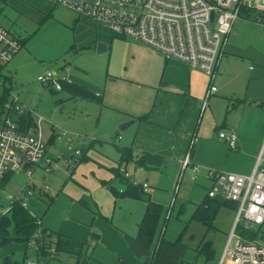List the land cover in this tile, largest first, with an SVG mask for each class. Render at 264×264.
I'll return each instance as SVG.
<instances>
[{
    "label": "crops",
    "instance_id": "crops-1",
    "mask_svg": "<svg viewBox=\"0 0 264 264\" xmlns=\"http://www.w3.org/2000/svg\"><path fill=\"white\" fill-rule=\"evenodd\" d=\"M45 1L51 4L47 8L52 11V7L56 5L48 0ZM253 5V0H245L244 7L251 11L261 9ZM239 19L247 21L245 16ZM239 19L234 22V25ZM75 23L78 32L75 34L71 48H80L95 62L98 61L95 70H98L96 72L98 85L97 87L89 85L87 81L91 76L90 72L85 68L77 67V70L74 71L75 76L67 74V76L59 78L57 75L62 85V89L59 91H66L63 93L65 94L64 99L74 98L77 100L79 97L86 98V94L94 89L97 90L92 94L94 103L83 101L85 102V112L97 113L96 126L93 122L73 121L78 128L71 129V127L70 131L84 135L85 130L89 132L87 138L83 137L85 138L83 139L84 144L78 145L83 156L81 161L72 168V171H67L69 174L66 170L64 171V179L61 176L52 178L57 184L53 188V193L57 192L58 194L56 202L62 200L61 197H63L64 200L69 199L70 203L68 210L61 211L63 215H58L56 221L45 220L43 226L78 241H89V244L84 248L88 257L84 264H151L160 237L157 242L154 241L150 248H146L136 241L139 224L143 219L147 203L143 198L114 194V191L122 190L124 186L125 190L127 188V180L125 181L121 173L117 172L118 168L123 166L128 171L130 162L134 164L135 168L138 166L140 172H143V168L158 170L161 167L167 168L169 164L178 163L180 165L185 162L187 152L189 153L193 147L190 154L191 163L197 161L204 165L226 168L231 173L251 174L255 165L260 163V158L263 155L262 149H264V59L258 54H253L256 66H252L249 65L252 60L246 58L244 61L239 58L244 57L240 53H244L248 49L245 47L247 45L246 36L243 30L234 29L233 25L225 42L224 52L218 63L215 76L211 78L205 72L194 69L181 60L167 58L161 52L138 41L120 39L114 35L110 38L98 28L100 27L98 23L90 19L77 17ZM241 25L245 24L241 22ZM19 39L21 42L25 41L22 44L25 48L27 41L21 37ZM99 42L106 45V50L103 52H109V56L106 54L97 55L103 53L97 51ZM19 58L16 56L14 65ZM239 64L242 70H238ZM44 68H51L50 63L43 65L41 70ZM54 72L57 74L56 71ZM9 75L12 77V74ZM215 81L218 82H216L218 88L212 92L210 88ZM244 84L245 89H243ZM51 89L55 90L53 87ZM226 97L244 100L242 115L231 119L232 126L229 121L224 125L225 132L236 131V149H231L225 141L220 139L221 130L218 133L219 141L216 140L213 133L214 130H217V127L214 128L213 105L219 101H225ZM231 99H227L228 102ZM24 105L42 116L41 127L46 118L39 111V106L34 108ZM247 107L262 108V110L256 114H247ZM44 112L55 120L56 116H52L54 113L51 114L48 110ZM32 117L36 124L37 117L33 114ZM130 120H134V123L128 126L123 134H119L117 130H121L118 126ZM108 123L111 132L115 130L113 144L107 140L108 138L104 134H102V138L97 131L98 128L103 130L102 125L105 126ZM50 125L51 133L48 139L44 138V140L47 143V157H54L59 152L55 149L50 152L56 143L55 125L51 123ZM35 128H30L28 133H32ZM66 128L69 129L68 126ZM195 139H198L196 152L200 150V153L207 149L209 141H218L217 143L225 150L224 160L213 157L206 163L197 156L192 160L193 152H195L193 150ZM121 148L132 149L133 159L130 162L122 160ZM74 150V148H69L63 152L71 155ZM144 154H151L153 157L146 165H138L139 157ZM42 165L34 167L44 170ZM67 175L68 179L66 180ZM117 178H120V183ZM210 188L205 198L208 196ZM45 190L39 197L45 194L49 197L47 191L44 192ZM219 196L226 199L223 194ZM148 197L161 204L155 196L152 198L150 193ZM53 201L54 199H51L48 207L53 204ZM201 202H197L196 207ZM221 209L227 210L223 231H227L228 234V231L232 229L236 211L234 212V208L229 206H224ZM190 224L188 230L191 232L184 234L183 238L186 237V240L193 242L194 236L197 234L192 229L194 225L190 226ZM93 235L97 238L94 239ZM181 235L182 232L178 238ZM165 239L170 242L176 241ZM199 244H196L195 247L192 246L196 249L193 250L196 254L195 262L190 263L185 259L186 248L182 242L177 245L164 243L160 247V263L158 264L182 261L183 264H197L200 258L197 251ZM23 251L21 252L24 256ZM221 255L220 258L217 256L215 260L218 261L217 264H220ZM8 256L7 252L4 256L0 255V264H7ZM9 259L20 261L13 260L11 257ZM205 260L208 259L205 258ZM53 263L75 264L76 258L71 255H62Z\"/></svg>",
    "mask_w": 264,
    "mask_h": 264
},
{
    "label": "rangeland",
    "instance_id": "rangeland-1",
    "mask_svg": "<svg viewBox=\"0 0 264 264\" xmlns=\"http://www.w3.org/2000/svg\"><path fill=\"white\" fill-rule=\"evenodd\" d=\"M253 4V6L264 9V0H253ZM49 6H51V4L45 0H0V26L10 29L16 36H20L21 39L27 41L25 48L22 47L12 57L13 60L11 59L9 62L3 64V72L5 74H12L11 92L17 96L22 103L24 102L23 104L34 108L39 106V111L46 118V121H43L41 125V131L45 139H48V136L51 133L50 123L55 125L56 143L50 152H52L53 149L59 152L54 155V157H48L51 160L49 171L45 170L47 165L43 164L42 166L45 168L44 170L40 167H34V169L32 168L31 176H28L25 172H20L18 174H13L11 178L4 182L0 188V217L9 216L11 214V198L17 197L24 199L29 204L28 207L34 216L42 218V225L45 220L56 221L58 215H63L61 211L68 210L70 203L69 199L64 200V198L61 197L62 200L56 202L58 194L57 192L53 193V188H55L57 184L52 178L61 176L64 179V171L66 170L67 172L68 170H73L70 168L67 160L62 157L64 155L63 151L69 148H74L75 150L78 149V145L81 146L84 144L85 141L83 139L87 138V134L89 133L86 130L84 131L85 135L70 131L71 127V129L78 128L76 127L77 124L75 125V122L73 121H79L81 123L93 122L96 126L97 119V113L95 114L91 111H84L85 102H83H93L94 99L92 98V94L97 90L94 89L89 92V94H86V98L79 97L77 100H74V98L64 99L65 94L63 93H66L65 90L55 91L51 89V86L43 85L40 81L37 82V76L39 74H45L48 70L52 72L56 71L60 78L67 76V74L75 76L74 71L77 70V67H80L81 69L85 68L90 72L91 76L87 81L89 85L93 87H97L98 85L96 80V72L98 70L95 71L98 61L95 62L93 58H90L88 54L81 51L80 48H71L75 34L78 32V27L75 23V19L78 17L77 13L72 9L63 6L52 7V11H50L49 8H47ZM240 21L245 25L240 26ZM98 24L100 26L98 28L109 35L110 38L113 36L111 30L105 24ZM236 28H240L244 31L246 36L245 42L247 44L245 47L248 48L246 52L240 53L243 54L244 57L239 58L244 61L248 58L249 60H252L249 62V65L256 66L252 57L253 54H258L264 59V50L260 49H264V25L249 19H247V21L239 19L234 25V29ZM81 31L85 32L86 30ZM126 40L135 41L133 39ZM255 49L259 50V52ZM108 53L109 52H103L98 53L97 55L106 54L109 56ZM16 56H19L20 58L17 59L14 65ZM49 63L51 68H44L41 70L43 65ZM238 70H242L240 64L238 65ZM216 82L217 81L212 85L215 89L218 88V82ZM245 88L246 86L244 84L243 89ZM226 98L231 99L230 97ZM227 99L225 101H219L216 105H213L215 115L214 128L217 127V130L213 131L212 129V131L218 141L219 130L225 132L224 125L229 121L230 126H232L231 123H233V121L231 119L240 117L244 112V100L231 99L233 102H228ZM246 109L247 114H256L262 110V108L256 107H247ZM46 110L51 114L54 113L52 116H56L55 120L49 117V114L44 112ZM69 121L71 123H68ZM108 125L109 123L105 126L102 125L103 130L98 128L97 131L102 138V134H104L106 138H108L107 140L113 144L115 130L111 132ZM66 126H68L69 129H67ZM117 132H119V134L124 133V131L118 130ZM197 140L198 139L194 140L195 146L193 150H195V152H193L192 160H194V157L196 158V156L206 163L213 159V157H219L222 161L224 160V157L226 156L225 150L217 143L218 141H209L207 149L200 153V150L196 152ZM192 148L189 153L187 152L186 154V157L189 154V159ZM262 154L260 165L264 167V149H262ZM82 156L83 155H81V157ZM195 165L199 167V170L194 169ZM75 166L76 165H74L73 168ZM209 169L231 173L230 170H226V168L204 165L197 161H192V163L190 161L189 164L183 162L180 165H178V163L169 164L167 168L161 167L158 170H147L143 168V172H140L138 166L135 168L134 164L131 162L128 164V174L131 176L132 182L139 184L146 183L149 186L148 193L142 195L143 199L147 198L150 193L152 198L155 196L163 205L155 242L158 241L162 234L165 238L170 240H176L179 237L185 225L190 221L197 202H201L207 195L208 189L213 186L212 181L208 177ZM67 174H69V172H67ZM67 179L68 175L66 177V180ZM117 180L120 183V178H117ZM47 188L48 190H45ZM215 188L218 189L217 186H215ZM42 189L45 190L44 192L47 191L49 197H47L46 194L44 196L41 195L40 197L36 196L37 193L43 191ZM123 190H125V186L119 191L122 192ZM32 192L33 195L30 196ZM219 193L221 194L222 192L219 191ZM51 199H54L53 204L48 207ZM233 211L235 212L236 209L234 208ZM218 212L219 214L217 213V219L214 222L215 228L207 234L206 229L202 225L196 222L191 223L194 225L192 229L195 230V233L197 234L194 236L195 240L191 242L186 240V237L182 240V243L186 248L185 259L190 261V263L195 262L194 258L196 253L193 250L196 249L194 247L197 246L206 235L205 240H209L214 249L213 257L205 260V255L201 254L199 260H196L198 262L197 264H217L218 261L216 262L215 260L217 256L220 258L230 232L228 231L227 234V231H223L226 224L225 214L227 213V210L221 209ZM191 224L190 226H192ZM253 228L255 230L254 233L258 231V238L261 235H264V223L262 225H256ZM51 231L54 232L56 230ZM189 231L190 230H187L186 233ZM237 233L249 238L248 234L251 232L244 231L240 227L237 230ZM24 248L23 243L14 240L0 247V255L4 256L7 252L9 254L8 258L11 257L13 260L22 261L23 255L21 251H23ZM32 250L33 249L27 250V263L28 260L33 257Z\"/></svg>",
    "mask_w": 264,
    "mask_h": 264
},
{
    "label": "built area",
    "instance_id": "built-area-1",
    "mask_svg": "<svg viewBox=\"0 0 264 264\" xmlns=\"http://www.w3.org/2000/svg\"><path fill=\"white\" fill-rule=\"evenodd\" d=\"M56 6L75 11L78 17L105 24L114 36L133 39L145 44L167 58H174L189 64L192 68L215 76L218 63L224 52V45L232 31L234 22L243 16L245 0H48ZM247 19L264 25V9H259ZM23 47L22 42L11 30L0 26V65L9 62ZM43 85L55 90L62 89L57 74L47 71L37 77ZM70 81V80H68ZM3 82L0 79V99ZM211 86L210 91H215ZM9 99L0 106V188L9 172L24 170L32 175V168L46 164L50 170L51 160L47 157V143L41 132L43 120L37 112L25 106L12 92ZM30 113L37 117L36 131L25 133L19 129V116ZM219 137L231 149H236L235 130L220 132ZM82 150L71 155L64 154L72 169L81 161ZM189 156V154H188ZM186 158L185 164L190 163ZM199 170L198 166H194ZM125 180L139 185L148 192L146 183L132 182L125 167L118 168ZM212 185L208 195L215 197L221 191L224 197L238 203L232 229L221 255L220 264H264V242L238 234L254 231L256 225L264 223V167L258 162L249 175L208 170ZM218 187V189L215 188ZM220 189V190H219ZM23 205L27 203L23 201ZM47 234L49 231L46 232ZM41 229L27 242L26 251L33 249V257L27 264H54L57 252L50 248V261H38L43 242ZM35 256V257H34Z\"/></svg>",
    "mask_w": 264,
    "mask_h": 264
},
{
    "label": "trees",
    "instance_id": "trees-1",
    "mask_svg": "<svg viewBox=\"0 0 264 264\" xmlns=\"http://www.w3.org/2000/svg\"><path fill=\"white\" fill-rule=\"evenodd\" d=\"M255 11V10H254ZM254 11L248 9L246 7L242 8L243 16H249ZM25 41H22L24 44ZM0 79L3 82L2 94L0 99L1 112H3V104L9 99L10 93L12 91V77L9 74H5L3 72V65H0ZM19 124V129L22 132L28 133L30 128L36 127L35 121L32 117V114L25 113L17 119ZM121 157L125 162H130L133 159V152L131 148H121ZM153 155L144 154L138 159V165H146L150 158ZM160 158V157H158ZM83 159V158H82ZM119 173V171H117ZM13 172H9L6 174L5 178L2 181V185L5 181H7L13 175ZM126 181V180H125ZM128 182V181H127ZM43 192V191H42ZM40 191V193H42ZM40 193H37L36 196L39 197ZM146 192L143 191L142 187L139 185H133L132 183H127L126 190L122 192L114 191L116 196H129L132 198H143V194ZM33 195V192L30 196ZM22 198L12 197L10 208L11 214L9 216H1L0 217V247L8 244L11 241H17L24 244V256L22 261H11L9 258L6 259L7 264H26L28 259V253L26 251L27 242L41 229V236L38 239H41L43 242L42 247L40 248V252L35 254L38 261H50V252L49 249L54 248L57 252V257L62 255H71L75 256L76 263L75 264H84L87 260V256L84 252V248L89 241L82 242L70 237H66L64 235H60L58 233L52 232L48 228L42 225V218H38L34 216L30 209L29 204L27 206L23 205ZM147 203L146 211L144 213L143 219L139 224L138 234L136 237V241L140 243L142 246L146 248H150L156 239V233L158 229L159 220L163 211V205L156 203L151 200L150 197L145 198ZM224 206H229L237 209V202L224 199L223 197L217 195L215 197H210L209 195L197 205L195 211L193 212L190 221L185 225L182 231V235L178 240L174 242H170L165 239L163 235H161L160 240L158 241L157 247L154 250L151 264L160 263V247L164 243H170L172 245L181 244L182 238L186 231L188 230L189 224L192 222H196L201 224L206 229V234L212 230H214V222L216 215L220 208ZM49 231L47 234L46 232ZM255 231V230H254ZM251 231L248 234L249 238L257 239V232L254 233ZM93 238H97V236L93 235ZM206 235L201 240L197 251L199 255L204 254L207 259L213 257L214 249L212 247V243L209 240H205ZM248 238V237H247ZM205 240V241H204ZM84 252V254H83ZM34 256V257H35ZM45 264V263H44ZM165 264H183L182 262H168Z\"/></svg>",
    "mask_w": 264,
    "mask_h": 264
},
{
    "label": "water",
    "instance_id": "water-1",
    "mask_svg": "<svg viewBox=\"0 0 264 264\" xmlns=\"http://www.w3.org/2000/svg\"><path fill=\"white\" fill-rule=\"evenodd\" d=\"M105 50H106V45H105L104 43H102V42H99V43L97 44V51H98V52H103V51H105ZM54 73H55V72H54ZM133 123H134V120L125 121V122H123V123H121V124L119 125V129H120L121 131H124L128 126H130V125L133 124ZM32 133L35 134L36 131H33ZM259 239H260L261 241L264 242V235H261V236L259 237Z\"/></svg>",
    "mask_w": 264,
    "mask_h": 264
}]
</instances>
